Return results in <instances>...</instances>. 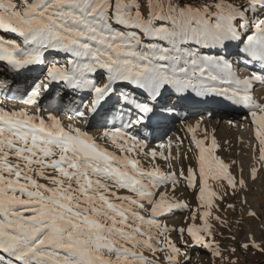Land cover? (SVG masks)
<instances>
[{
  "label": "snow or ice",
  "instance_id": "6c2138e0",
  "mask_svg": "<svg viewBox=\"0 0 264 264\" xmlns=\"http://www.w3.org/2000/svg\"><path fill=\"white\" fill-rule=\"evenodd\" d=\"M0 66V264H264V0H0Z\"/></svg>",
  "mask_w": 264,
  "mask_h": 264
},
{
  "label": "rangeland",
  "instance_id": "374dc122",
  "mask_svg": "<svg viewBox=\"0 0 264 264\" xmlns=\"http://www.w3.org/2000/svg\"><path fill=\"white\" fill-rule=\"evenodd\" d=\"M15 3L19 5L20 0H14ZM31 2V0H29ZM40 67L39 71L44 70V66H38ZM0 70H2L5 74L7 73V69L0 67ZM39 73V72H38ZM39 76V75H38ZM15 78V77H14ZM22 78L19 76V78L16 81V83H19V79ZM32 79L23 78V85L26 86V83H30ZM21 82V80H20ZM258 93V90H257ZM198 108H203V106H197ZM212 108L213 112L215 113L214 119L211 120V122H205L206 126L211 128H215L217 138L220 140V143L222 145L221 149L217 150V154L220 155L223 159L230 160L235 159L238 164H242L244 167V178L248 179V173H249V166L252 164V146L249 145V138L252 134V129L247 126L246 122L240 121L239 116L231 109V108H221L215 105L209 106ZM196 110L195 108L193 109ZM197 117L193 116L189 123H193ZM229 120H236L237 123L235 124H229ZM180 122H177L174 127H172L170 135L175 136L178 133V130L181 129ZM226 132V133H225ZM224 134V135H222ZM222 137L224 139H222ZM222 140H221V139ZM230 141L231 144L228 145L226 142ZM224 143V144H223ZM255 141H252V145L254 146ZM228 145V148H226ZM261 179H258L255 184H252L251 181L249 182L250 187L253 188V192L249 194V202L252 204L253 207H255L258 211H264V171L260 173ZM185 195H187V192H185ZM238 208H239V199L237 198L234 201ZM228 217L230 219L236 218L238 214H233L231 211L227 213ZM179 219H183V216H179ZM169 223L175 222L174 219H170L168 221ZM246 223H249L246 221ZM255 223V222H251ZM225 235H228L227 231L224 233ZM257 234L259 235V230L257 228ZM253 259H259V257H255ZM194 264H195V257H194Z\"/></svg>",
  "mask_w": 264,
  "mask_h": 264
},
{
  "label": "bare ground",
  "instance_id": "6f19581e",
  "mask_svg": "<svg viewBox=\"0 0 264 264\" xmlns=\"http://www.w3.org/2000/svg\"><path fill=\"white\" fill-rule=\"evenodd\" d=\"M1 67V66H0ZM39 69H40V67H38V66H34V68H33V70H31V71H25V72H23V73H21L19 76L20 77H22V78H20L19 79V83H16V85L17 86H19L20 88H23V87H25V85H23V78H28L29 80L30 79H32V78H35V77H37L38 75H40L41 74V72L42 71H39ZM0 71H2V70H0ZM33 71V72H32ZM243 71H247L246 69H243L242 70V72ZM36 72V73H35ZM39 72V73H38ZM7 74V73H6ZM19 76H15V80H17L18 78H19ZM20 80H21V82H20ZM259 92H260V90L258 89V93H257V95H259ZM4 98V94L2 93V92H0V99H3ZM5 104H7L9 107H12V106H16V107H21L22 105H20V104H18L16 101H14V100H11V99H5ZM194 123V122H193ZM95 129H93V131H94ZM226 133V132H225ZM222 135H224V134H222ZM219 139V138H218ZM221 139V138H220ZM222 139H224L223 137H222ZM221 139V140H222ZM229 141V140H228ZM219 142H220V140H219ZM222 142V141H221ZM220 142V143H221ZM222 144V143H221ZM224 144V143H223ZM226 148H228V145H227V147Z\"/></svg>",
  "mask_w": 264,
  "mask_h": 264
}]
</instances>
